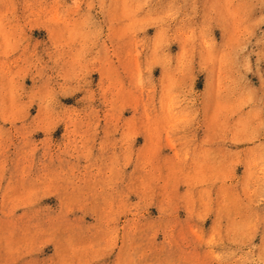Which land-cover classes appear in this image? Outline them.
Segmentation results:
<instances>
[{
	"label": "rangeland",
	"instance_id": "obj_1",
	"mask_svg": "<svg viewBox=\"0 0 264 264\" xmlns=\"http://www.w3.org/2000/svg\"><path fill=\"white\" fill-rule=\"evenodd\" d=\"M0 264H264V0H0Z\"/></svg>",
	"mask_w": 264,
	"mask_h": 264
}]
</instances>
